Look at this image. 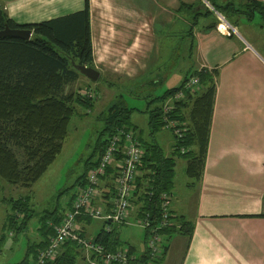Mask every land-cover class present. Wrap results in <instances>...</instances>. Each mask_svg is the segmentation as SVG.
<instances>
[{"label": "crops", "instance_id": "crops-1", "mask_svg": "<svg viewBox=\"0 0 264 264\" xmlns=\"http://www.w3.org/2000/svg\"><path fill=\"white\" fill-rule=\"evenodd\" d=\"M214 1L226 7L221 15L234 30H216L218 12L207 0H89L94 67L110 64V54L125 53L129 62L116 66L128 69V79L137 77L139 70L148 68V57L158 52V25L170 31L169 38L173 39L180 35L175 25L181 24L188 27L184 33L191 38L189 59H193L195 68L161 96L180 86L195 71L206 69L216 73L203 173L200 181L194 180L195 190L182 200L181 207L173 205L171 195V212L188 223L192 237L188 240L176 232L164 234L165 255L161 264H264V216L259 217L264 215V56L259 50L257 33L241 23L246 35L243 36L235 24L237 16L253 19L254 13L248 14L246 2ZM199 4L206 8L201 10ZM0 8L16 25H29L81 12L84 0H0ZM205 9L210 14L203 15ZM189 13H194L193 22ZM209 16V24L200 27L201 17ZM138 46L141 48L137 49ZM132 54L139 56L141 65L132 60ZM115 102L111 101L103 111ZM145 112L150 131L151 111ZM136 133L140 136L138 129ZM150 136L153 142H144L157 145L155 134ZM114 181L106 178L101 187L114 193ZM91 222H82L83 235L94 239L103 223L100 222L99 230L88 233ZM129 247L135 255L136 248ZM144 252L145 245L140 256L135 255L136 261Z\"/></svg>", "mask_w": 264, "mask_h": 264}, {"label": "trees", "instance_id": "trees-1", "mask_svg": "<svg viewBox=\"0 0 264 264\" xmlns=\"http://www.w3.org/2000/svg\"><path fill=\"white\" fill-rule=\"evenodd\" d=\"M207 1L218 13L226 12V7L218 5L214 0ZM244 1L249 6L248 14L258 12L264 20V5L256 1ZM206 14L210 12L205 9L203 15ZM89 16V0H84V9L81 12L29 25H16L9 19L5 10L0 8V31L9 27L31 32L28 41L0 38V193L3 182L23 188H30L36 183L62 150L68 135L69 122L76 113L75 105L91 106L93 99L80 97L78 91H67L82 77L73 68L72 63L94 69ZM190 77L199 79L200 89L197 94H188L183 101L176 102L169 114V119L176 122L177 128L181 130L180 138L170 130L174 139L171 156L165 157L157 145L145 143L136 133L143 156L134 180L133 203L138 206L140 212L151 215L155 221L153 226L159 216L160 195L172 194L174 157H180L186 162V175L197 182L200 181L205 165L216 91L215 71H195L187 76L180 86L153 100L160 106L149 113V128L151 135L164 128L161 111L163 101L179 91ZM132 111L133 109L127 108L120 98L97 117L102 123V128L84 161L83 172L76 181L78 189L86 185L87 173L97 166L109 139L117 130L137 131L130 123L129 116ZM106 178L115 179L113 167L106 170L101 182ZM65 192L63 190L60 194ZM100 192L102 205L103 202L109 205L107 201L114 193L104 191L101 185ZM76 195L77 193L60 211L57 206L44 210L37 229L41 240L27 248L21 264H28L35 259L39 251L46 249L49 239L54 235L53 228L72 210ZM0 204L10 209L5 231H22L35 213L31 210L28 197L1 199ZM172 218L180 221L181 228H170L164 230L163 234L176 232L190 240L192 228L186 227L188 223L175 216ZM75 221L84 232L82 222L94 220L81 212L75 216ZM83 237L87 238L85 235ZM145 239L144 232V245ZM93 241L104 246L109 252L116 250L120 245L115 232H106L103 228ZM164 255L165 253L157 260V264L162 263ZM83 261L82 247L76 242L67 241L59 247L54 258L45 264H82ZM145 262L146 250L140 260L134 259L133 264Z\"/></svg>", "mask_w": 264, "mask_h": 264}, {"label": "rangeland", "instance_id": "rangeland-1", "mask_svg": "<svg viewBox=\"0 0 264 264\" xmlns=\"http://www.w3.org/2000/svg\"><path fill=\"white\" fill-rule=\"evenodd\" d=\"M205 6L199 4L201 10H204ZM193 14H188L191 22L194 21ZM235 18L237 19L235 24L238 25V31L243 36L246 35L242 31L241 23L249 25L257 33L259 50L264 56V22L258 12H254L251 20H247L245 16ZM210 21L211 16L209 18L201 17L199 26L209 24ZM177 25L175 26L180 35H176L177 38L173 39L169 38L172 36L170 31L164 30L163 27L160 28V24L158 25V35L160 37L158 52L148 57L146 61L148 68L139 70L137 77L128 79L130 76L128 69L121 70L119 66H116L123 65L122 62L128 63V55L113 53L108 55L111 59L110 64L104 67L102 65L94 67L100 74L97 82L90 83L82 76L76 86L73 84L67 89V91H79L85 87H90L95 93L92 106L75 105L76 113L69 122L68 135L63 143L62 150L36 183L30 188L2 183L0 200L28 197L31 210L35 213L22 231L17 233L9 230L5 231L6 218L10 215V209L4 204H0V237L3 236L0 241V264H21L27 248L41 240L37 229L44 210H51L56 206L59 207V211L64 209L71 197L77 192L76 181L83 172L84 161L89 156L97 134L102 128V123L97 120V117L111 101H118L121 98L125 106L136 110L130 116L131 125L137 127L143 141L153 142L147 126L148 113L145 111L148 110L149 112L159 107L160 104L157 101L154 102L153 99L160 97L165 90L176 87L195 68L193 59H189L191 38L184 33L188 30V27L181 24ZM181 35L183 36L181 37ZM173 44H175V47H173ZM140 48V46L137 47V49ZM131 57L139 65L142 64L137 54H132ZM159 80H162V83H157ZM154 140L166 157L171 156L174 139L170 130L163 128L158 131L154 136ZM174 160L173 205L181 207L182 200L186 199V196L195 190L192 185L194 180L185 173L186 162L180 157H174ZM63 190L66 192L60 194ZM101 223L97 220L92 221L87 232L91 233V230H99ZM127 223V225L112 226L111 228L115 231V237L120 242L119 248L133 246L136 248L135 255L140 256L141 251L144 249L143 229L136 224L133 216L129 217ZM87 236V238H91L90 235L87 234ZM77 264H80V262Z\"/></svg>", "mask_w": 264, "mask_h": 264}, {"label": "built area", "instance_id": "built-area-1", "mask_svg": "<svg viewBox=\"0 0 264 264\" xmlns=\"http://www.w3.org/2000/svg\"><path fill=\"white\" fill-rule=\"evenodd\" d=\"M248 1H256L264 5V0ZM215 14L219 21L216 25L218 32L227 33L234 30L221 14L216 12ZM199 89V79L190 77L179 91L167 97L161 105L164 128L172 130L177 138L181 137V130L177 128L176 122L169 119V114L173 111L176 102L183 101L188 94H197ZM78 92L84 99H93L95 94L90 87ZM142 156L143 150L136 132L117 130L109 139L97 166L87 173L86 185L77 189L72 210L66 213L62 221L53 228L54 235L49 239L46 249L39 251L35 259L28 264H45L52 260L59 247L67 241L76 242L84 250L82 264H133L135 257L129 246L109 252L104 246L94 243L93 239L83 237V232L75 221V216L81 212L94 221L102 222L106 232L112 231V226L127 225L129 217L133 216L136 224L146 233V262L138 264H157V260L165 253L164 230L170 228L178 230L181 228V223L172 218L174 217L171 212L172 194L160 195L159 216L154 226L155 221L152 220L151 215L140 212L138 206L133 203L134 180ZM110 167L115 170L114 196L110 198L109 205H105L104 202L102 205L100 185L106 170Z\"/></svg>", "mask_w": 264, "mask_h": 264}, {"label": "water", "instance_id": "water-1", "mask_svg": "<svg viewBox=\"0 0 264 264\" xmlns=\"http://www.w3.org/2000/svg\"><path fill=\"white\" fill-rule=\"evenodd\" d=\"M0 38H12L28 41L31 38V32L23 29H10L5 27L4 30L0 31ZM73 68L83 77L91 82H97L99 79V72L96 69L85 67L82 65H75L72 63Z\"/></svg>", "mask_w": 264, "mask_h": 264}]
</instances>
